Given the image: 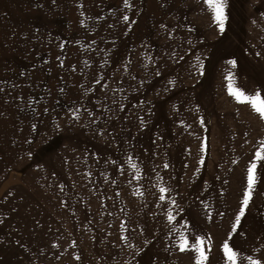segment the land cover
Returning <instances> with one entry per match:
<instances>
[{"label":"rangeland","instance_id":"rangeland-1","mask_svg":"<svg viewBox=\"0 0 264 264\" xmlns=\"http://www.w3.org/2000/svg\"><path fill=\"white\" fill-rule=\"evenodd\" d=\"M235 1L221 31L210 11L180 0H0V130L33 144L14 162L18 186L34 192L48 172H125L129 188L202 205L214 234L225 215L231 234L264 141V120L229 94L228 79L264 96V6ZM257 164L236 228L257 221L264 235ZM9 192L0 191V264H48L26 259L23 229L8 226Z\"/></svg>","mask_w":264,"mask_h":264},{"label":"crops","instance_id":"crops-1","mask_svg":"<svg viewBox=\"0 0 264 264\" xmlns=\"http://www.w3.org/2000/svg\"><path fill=\"white\" fill-rule=\"evenodd\" d=\"M232 2L225 0V4ZM235 3L264 6V0H236ZM183 5L189 6L192 12L209 11L203 0H180L179 6ZM5 126L0 130V191L10 190L9 205L13 204L16 212L8 226L16 232L18 228L23 229L19 234L24 235L25 248L31 253L26 259H36L39 254L48 264H195V254L178 247L183 234L192 243L197 236L204 238L206 264H226L222 251L225 241L240 253V264H249L248 257L264 264V235H257V221H246L253 225L227 234L222 214L218 216L214 234L210 231L208 210L202 205L172 203L168 198L160 202V194L153 189L129 188L125 172L103 168L84 175L48 172L39 178L44 182L34 192L33 188L19 187L14 162L18 154L27 157L30 154L27 147L33 144L24 143L25 134ZM53 175L55 182L50 186L47 180ZM57 179L63 182L57 183ZM32 193L36 195L34 200L24 199ZM131 196L135 202L129 200ZM169 213L174 218L172 222ZM50 228H55L54 233ZM245 228L249 234L240 235L247 232Z\"/></svg>","mask_w":264,"mask_h":264},{"label":"snow or ice","instance_id":"snow-or-ice-1","mask_svg":"<svg viewBox=\"0 0 264 264\" xmlns=\"http://www.w3.org/2000/svg\"><path fill=\"white\" fill-rule=\"evenodd\" d=\"M203 2L207 5L209 11L212 13V17L215 23H217L218 27L221 31L224 28L225 17V0H203ZM127 19V17H125ZM233 67H235V61H228ZM229 83V94L233 96L238 103H246L251 109L257 113L261 120H264V96L261 95L260 91L257 90L255 94H247L242 89L235 86L233 83L234 77L231 73H229L228 77ZM264 160V141L261 142L260 148L255 153V158L253 162L248 166L247 169V187L243 193V200L241 201V208L239 214L236 216L235 224L233 225V232L236 230V226L239 225L241 217L244 215V211L246 206L248 205L251 194L253 190V186L256 183V169L257 162ZM132 167H136L132 165ZM160 200L165 199V193L167 189L164 187L159 188ZM174 218L169 213V221L172 222ZM181 251H191L195 254V264H206L207 261V253L205 250L204 238L197 236L195 242L192 243L189 239L183 234L180 237V243L178 245ZM222 251L224 253V257L226 260V264H240V253L235 250L230 244L225 241L223 244ZM249 260V264H261L259 260L253 259L251 257L247 258Z\"/></svg>","mask_w":264,"mask_h":264}]
</instances>
